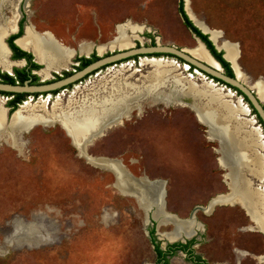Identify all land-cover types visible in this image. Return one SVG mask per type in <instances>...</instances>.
I'll return each instance as SVG.
<instances>
[{"label":"rangeland","instance_id":"374dc122","mask_svg":"<svg viewBox=\"0 0 264 264\" xmlns=\"http://www.w3.org/2000/svg\"><path fill=\"white\" fill-rule=\"evenodd\" d=\"M14 3H20L18 24L23 18V27L31 25L39 33H50L70 48L88 41L106 45L117 35V26L126 23L143 27L141 32L127 30V35L134 37L126 47L139 37L141 42L134 40L135 46L147 45V33L163 45L197 46L178 11L180 0H27L24 10L23 3ZM14 3L4 0L0 5L1 28L16 26L19 13ZM191 8L198 22L221 31L223 38L238 45L245 82L264 81V0H192ZM217 40L222 41L221 37ZM117 48L125 47L105 46L104 50L113 53ZM154 56L185 64L174 56ZM140 57L110 63L86 81L75 82V87L62 89L65 94L60 90L59 95L46 93L30 101L47 98L51 104L68 93V97L75 94L82 98L122 64L139 68ZM186 73L198 81L202 76L211 80L191 67ZM239 96L236 92L230 98L234 102ZM179 101L183 103L153 97L141 110L133 109L110 126L87 149L92 157L117 159L127 173L131 193L144 191L148 199H154L149 182L163 185L165 211L177 222L153 218L134 195L117 189L114 172L81 156L59 122L31 126L15 145L0 135V264H154L156 245L164 249L181 241L170 234L176 223L230 187L227 169L218 161L223 155L220 143L210 138L207 126L186 105L191 99ZM252 115L255 122L250 126L260 127L264 135L252 109L239 119L252 121ZM247 128L240 134L249 138ZM259 153L264 156L262 150ZM194 221L181 237L185 242L195 239L194 253L207 264H264L260 259L264 235L239 204L218 203L209 212L197 209ZM251 225L255 228L250 229ZM168 264L197 263L176 251Z\"/></svg>","mask_w":264,"mask_h":264},{"label":"bare ground","instance_id":"6f19581e","mask_svg":"<svg viewBox=\"0 0 264 264\" xmlns=\"http://www.w3.org/2000/svg\"><path fill=\"white\" fill-rule=\"evenodd\" d=\"M3 1L0 0V5ZM11 1L14 3V0ZM22 1L24 2V0ZM184 5L191 20L201 30L212 35V41L220 45V48L225 51V57L232 64L239 80L245 82L246 76L238 61L241 51L237 44L227 41L219 43L217 39L221 37L220 32L212 30L196 20L190 11L189 0H185ZM142 29V26L129 23L118 25L117 35L114 39L106 45H99L97 50L102 52L105 46L127 48L126 46L131 45L130 37H134L127 35V30L135 33L141 32ZM15 30L16 26L12 28L0 27L1 67L9 68L11 65L7 60V53L1 43V38L6 33ZM17 42L20 46L33 51L37 60L45 64V69L41 71L42 77H45L49 70H59L66 67L73 52L69 47L58 44L52 34H39L31 25L25 27L24 34ZM88 46V42H84L79 45V49L85 52ZM186 49L194 57L215 64L202 45L197 44L192 49ZM188 69L189 65L187 63L180 64L172 58L142 57L139 59V68L132 67L130 63L122 64L114 74L101 78L102 81L91 87L89 94L82 98H78L74 94L70 95L65 103H62L61 97H57L51 104L47 98L34 103L27 99L9 118H7V109L3 106V99L0 97V135L15 145L18 142L19 135L29 127L36 124L51 125L59 122L81 156L93 164L107 167L114 172L117 189H120L124 194L134 195L140 207L144 210L150 206L154 207L155 218L162 220L175 219L177 222L178 219L174 215L165 211V189H163V185L158 186L154 181L149 182V184H152L154 199H148L144 191L131 193L128 190V176L123 165L116 161L117 159L105 160L92 157L87 153L85 146L101 136L110 126L128 117L133 109L141 110L143 104L149 103L153 97L166 98V100H174L180 103H183L179 101L180 98H190L191 104L186 105L198 115L203 123L210 126L209 133L212 136L217 134L218 129H223L228 135L235 136L239 141L236 151L234 150L229 154L232 158L235 156L236 160L243 159L244 170L253 180V188L247 187L248 184L245 182L243 193L254 208L262 209V215H252L251 220L264 231V187L262 185L264 180V156L259 153V150L264 151V143L260 131L258 128L250 126L253 122L252 119V121L239 119L240 114H248V109L245 104H242L240 98L232 102L233 100L230 98L234 94L232 90L225 91L223 87H219L217 83H214L215 81L213 82V80L211 81L204 76L198 81L190 73L185 74ZM252 87L257 91L259 97L264 100V81L257 79ZM246 126L249 127V129L247 128L249 138L240 134L242 128H246ZM218 161L222 167L227 169L225 177L229 179L228 186L232 192L227 196L218 195L214 197L204 207L205 212H209L215 204L229 203V200H232L233 197L236 200L240 198L239 195L234 194L238 189L234 182L237 166L225 163L221 157L218 158ZM190 222L195 223L194 219H186L183 222L178 221L170 234L182 238L181 241H183L181 236L189 228L188 223ZM27 231L29 232L30 229H27Z\"/></svg>","mask_w":264,"mask_h":264},{"label":"water","instance_id":"95a60500","mask_svg":"<svg viewBox=\"0 0 264 264\" xmlns=\"http://www.w3.org/2000/svg\"><path fill=\"white\" fill-rule=\"evenodd\" d=\"M19 2H21V0H19ZM27 0H24L22 8L25 9V4H26ZM185 3V0H184ZM183 3V4H184ZM18 8V13H19V17L16 20V30L13 32H8L5 35L2 36L1 38V43L3 44L6 53H7V60L11 63V65L9 66V68H3L0 66L1 70H4L8 73H12L13 71V67L17 66L15 64V62H18L20 64H22L24 62L23 59H12L10 58V49L7 45L6 39L14 33H17L18 30V20L20 19L21 15V9H20V3H18L17 5ZM183 9L186 12V8L185 5H183ZM188 16V14H187ZM188 18L191 20V18L188 16ZM191 22L198 28L200 29L199 26H197L193 20H191ZM205 26V25H204ZM207 27V26H206ZM200 31L204 34H207L206 32H204L203 30L200 29ZM220 32V36H221V40L222 41H227L230 43H233L225 38H223V34L221 31ZM39 34H44V33H39ZM208 35V39L213 43L214 47L218 50V51H222L223 54V58L225 60V52L224 50H222L220 48V45H218L216 42L212 41V35L207 34ZM22 36V35H21ZM18 36L16 38H14L13 42L20 47L22 50L27 51V52H31L34 59L41 64V62H39L35 56V54L33 53V51H30L22 46H20L18 44V39L21 37ZM56 41V40H55ZM57 42V41H56ZM58 43V42H57ZM197 43L202 45V47L206 50L207 54L209 55V57L215 62V64H210L204 60L198 59L196 57H194L192 54H190L186 48H178L175 47L173 45H163L161 44L159 41H156L155 44L153 45H143L140 44L139 46H135V41L133 40V45L127 48H118V50L116 52L110 53L102 58H99L91 63H89L87 66H85L83 69H81L80 71H77L63 79L57 80L53 83H49V84H41V85H32L29 86L26 84L24 85H20V84H11V83H0V91H7V92H43V91H50L59 87H62L68 83L74 82L75 80L79 79L80 77H82L83 75L87 74L90 71L96 70L98 68H100L103 65H107L113 62H117L119 60H123L125 58H130L133 56H142V55H152L154 56L155 54H169L172 55L178 59H181L184 63H187L189 65V67L192 68V70H199L200 72H202L203 74H205L207 77H209L211 80H219L222 81L224 84L223 87L231 90V88H234L235 91H233L234 93L238 91L241 92L240 94V100L242 102L245 103V105L247 106L246 108L248 109V112H250L251 107L249 104H251L253 106V108L255 109V111L257 112V114L259 115V117L261 118V120L264 123V100L261 99L257 93L256 90L253 89V83H246L244 81L239 80V78L237 77L232 64L229 62V60H227L230 63L232 72H233V76L230 75H226L223 73V67L221 65V63L219 62V60H217L214 55L211 53L210 49L207 47L206 43L204 41H202L199 37L197 38ZM236 44V43H235ZM238 46V45H237ZM141 58V57H140ZM43 64V63H42ZM218 82H215L217 84H219ZM254 82V81H253ZM229 88H228V87ZM244 97L247 98L248 101L245 102ZM31 100V97L29 98ZM25 101V100H24ZM24 101L22 103H24ZM20 103V104H22ZM19 104V105H20ZM18 105V106H19ZM6 108V107H5ZM7 109V108H6ZM16 109H14L11 114H8V109H7V118H9L13 112ZM196 118L198 119L199 122L203 123L198 115L195 113ZM251 119L253 120V122H255V118L252 115ZM208 123L210 121H207ZM204 125L207 126V130L210 132V126L203 123ZM261 131V128L258 127ZM30 129V127L27 129V131ZM217 134L215 136L210 135V138H215L218 140V142L221 145L220 151L222 152V156L221 158L224 160L225 163L229 164V165H235L237 166V170H236V176L234 179V182L237 186V190L234 193L235 195H239L240 198H237V200L233 197L232 200H229L230 204H239L246 212V214L250 217H252V215H262L261 211L262 209L260 208H254V206L252 205V203L249 201V199H247V197H244V193H243V186L245 184V182L248 184L247 187H251L253 188L254 183L253 180H251L250 175L247 174L244 170L245 164H243V159H239L236 160L233 156V158L230 156V152H234V150L236 151V149L238 148V143L239 141H237L235 136H231L230 134L228 135L225 130L223 129H218V131L216 132ZM262 138L264 137V135L262 134ZM217 136V137H216ZM92 142V141H91ZM91 142H89L88 144H91ZM263 143H264V139H263ZM88 146V145H87ZM87 146L86 150H87ZM264 153V151H263ZM243 161V162H242ZM227 173V172H226ZM229 182V181H228ZM163 189L164 186H162ZM264 187V184H263ZM246 189V188H245ZM232 191H228L225 194H218V195H224L227 196L231 193ZM165 193V192H164ZM217 195V196H218ZM232 196V195H231ZM214 198V197H213ZM211 198L207 204H209V202L213 199ZM164 207H165V202H164ZM197 209H204V206H196L195 209L192 211L190 217L188 218V220L194 219V211ZM147 212V214L149 215V211L151 212L152 217L154 218V209L152 210V206H150L148 209L145 210ZM258 229V228H256ZM259 230V229H258ZM191 236L187 239H190ZM178 241V240H177ZM175 241V242H177ZM181 243H185V241H180Z\"/></svg>","mask_w":264,"mask_h":264},{"label":"flooded vegetation","instance_id":"af4514ba","mask_svg":"<svg viewBox=\"0 0 264 264\" xmlns=\"http://www.w3.org/2000/svg\"><path fill=\"white\" fill-rule=\"evenodd\" d=\"M22 3H23V1H22ZM191 4H192V0H189V7H190V10L192 11ZM192 13H193V11H192ZM22 19H21V22L18 24L17 33L11 34L6 39V42H7V45L9 47V49H10V58H12V59H23L24 62L22 64H19V63L15 62V64L17 66H14L13 67V71H12L11 74L8 73V72H6V71H4V70H1L0 69V83H11V84H20V85H24V84L27 83V85H29V86L53 83V82H55L57 80H60V79L65 78V77H67V76H69V75H71V74H73V73H75L77 71H80L85 66H87L89 63H91V62H93V61H95V60H97L99 58H102V57L110 54L109 49H105L104 52L99 53L97 51V46L98 45L95 44L93 41H88V44H89L88 49L84 52V51H82V50L79 49V45L81 43H84V42H80V43L77 44V46L75 48H70L69 47L70 49H72L73 52H72L71 57L68 60V63H67V66L66 67H63V68H61L59 70H49L47 72V75L45 77H42L41 76V71L45 69V64L44 63L43 64L42 63L41 64L38 63L34 59V57H33V55H32L31 52H27V51L22 50L20 47H18L13 42L14 38H16V37L21 36V35L24 34L25 27L22 26ZM182 21L186 25V27L190 30V32L193 34V36L196 39V41H197V38L198 37L202 41H204L200 35H198L195 31H193L186 24V22H185V20H184L183 17H182ZM138 34H140V33H138ZM13 35H17V36L12 39V36ZM147 35H149V38H150L149 39L150 42L147 45H153V44H155L156 41H157L155 39V36L153 34H150V33H147ZM142 36L145 37L144 36V32H143ZM55 40L58 42V44L64 46L56 38H55ZM134 40L141 42V38L140 37L137 38V39H134ZM218 42H219V40H218ZM85 43H87V42H85ZM28 53H31L32 57H30L28 55ZM155 55H160V54L157 53ZM163 55H169V54H163ZM169 56H172V55H169ZM214 57H215V55H214ZM179 60H181V59H179ZM222 67H223V73L226 74V75H229L227 73V70L225 69V67L223 65H222ZM102 68H108V64L107 65H103V66H101L100 68H98L96 70L99 71V70H102ZM96 70H93V71L88 72L87 74L83 75L82 77H80L79 79L75 80L74 82L68 83V84H66V85H64L62 87H59V88H56V89H53V90H50V91L30 92V93L29 92H7V91H0V97H2L3 102H4V105L3 106L8 109V111H9L8 114L10 115L11 112L14 110L13 109V104H14V101L15 100L22 98V101H20V103H22L24 100H27L30 97H31V100H36L35 98L38 99L39 97H42L46 93H52V94L58 93V95H59L60 94V92H59L60 90L67 89L71 85L73 87H75L76 86V85H74L75 82H83V81H86V78L89 77V76H91ZM5 73L8 74L9 76H11L12 79H10L7 76H5L4 75ZM215 80L217 82L219 81L217 79H215ZM219 83H223V82L222 81H219ZM79 92L81 93L82 92V89L79 90ZM61 93H64L65 94V92L63 90H62ZM68 95H69V93L66 96L63 95L62 96V100L64 99V101H65L66 98L68 97ZM46 96H48V95H46ZM233 96H235V93L233 94ZM235 98H236L235 100H239V97H235ZM20 103H18V105ZM242 104H245V103L243 102ZM92 142H91V144H92ZM88 146H87V149H88ZM249 228L250 229H253L255 227H254V225H251V226H249ZM258 229L264 235V231H262L259 227H258ZM194 240L195 239H193V240L191 239V240L186 241L185 243H181L180 241H177V242H174V243L167 244L164 249L160 248L162 250V254L161 255H158L156 253V258L154 260V264H168V258H169V256H171L172 254H174V252H176V251H182V252H184L187 255V258H189L191 261H193V262H195L197 264H207L204 260H202L200 258V256H198V255H196L194 253V250H193V246L195 244L194 243ZM152 241L154 242V240H152ZM156 247H158V246L156 245ZM236 251L237 252H240V250H238V249H236ZM155 252H156V250H155ZM260 259H264V253L261 255ZM166 260H167V262H166Z\"/></svg>","mask_w":264,"mask_h":264},{"label":"trees","instance_id":"16d2710c","mask_svg":"<svg viewBox=\"0 0 264 264\" xmlns=\"http://www.w3.org/2000/svg\"><path fill=\"white\" fill-rule=\"evenodd\" d=\"M178 11H179V13L181 14V16L184 18L186 24H187V25H188L193 31H195L198 35H200V36L202 37V39L205 41V43L207 44V46H208V48L210 49V51L215 55V57L219 60V62L225 67V69L227 70V73H228L230 76H233V72H232V69H231L230 63H229L227 60H225V59L223 58V56H222L223 52H222V51H218V50L214 47L213 43L208 39V35L202 33V32L200 31V29H198V28H197V27L191 22V20L188 18V16L186 15V13H185V11H184V9H183V3H182V0H180L179 6H178ZM16 36H17V35H13V36H12V39H13L14 37H16ZM16 47H17V46H16ZM28 55H29L30 57H32L31 53H28ZM4 75L7 76L8 78L12 79V77L9 76L8 74L5 73ZM233 89H234V88H233ZM237 92H238L239 94H241L240 91L237 90ZM244 99H245L246 101H248L246 97H244ZM20 101H22V98L17 99V100L14 101L13 109H15V107L18 105V103H20ZM249 105H250V107H251V109H252V112L256 115L257 119L260 121L261 125H262L263 128H264V123H263V121L261 120V118L259 117V115L257 114V112L255 111V109L253 108V106H252L251 104H249ZM155 250H156V253H157L158 255H161V254H162V250H161L160 248L156 247ZM166 262H167V260H166Z\"/></svg>","mask_w":264,"mask_h":264}]
</instances>
